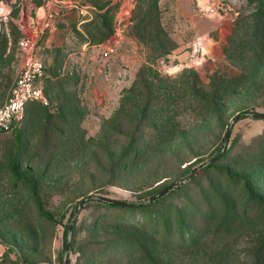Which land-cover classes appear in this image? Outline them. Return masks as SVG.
<instances>
[{"label":"rangeland","instance_id":"374dc122","mask_svg":"<svg viewBox=\"0 0 264 264\" xmlns=\"http://www.w3.org/2000/svg\"><path fill=\"white\" fill-rule=\"evenodd\" d=\"M72 1L77 6H60L58 26L39 40L49 103L31 101L21 126L0 131V264H64V225L90 193L141 206L87 201L76 215L68 264H152L126 239L153 242L170 230L176 241L189 230L207 231L209 243L226 239V254L240 259L231 264H243L251 242L264 237V117L250 113L264 112V0H210L198 13H216L219 21L202 36L179 0H157L163 53L153 33L140 35L136 26L144 0H97L104 8ZM46 2L0 0V30L10 40L0 55V103L22 63L21 16ZM82 5L89 11L81 23ZM229 127L225 152L200 172ZM30 177L57 220L40 212ZM234 203L238 221L229 233L218 230ZM156 244L160 264H196L176 245ZM104 246L106 253L93 252Z\"/></svg>","mask_w":264,"mask_h":264},{"label":"trees","instance_id":"16d2710c","mask_svg":"<svg viewBox=\"0 0 264 264\" xmlns=\"http://www.w3.org/2000/svg\"><path fill=\"white\" fill-rule=\"evenodd\" d=\"M86 1H87L88 4L94 5L97 8H104L107 5V2H105V3H103L101 5V7H99L98 6L99 3H98L97 0H86ZM144 1L147 3V6L143 10H141V12L137 15V19L138 20H137V23H136L137 25L136 26H137L138 29L141 30V32L139 34L140 35L143 34V35L146 36V34L149 35V33H150L152 35V33H153V42H157V44L155 45L157 50L161 49L162 53L164 51L167 52L168 49H166L164 47L165 46L164 45V41H163L164 37L162 36L163 30L158 26L159 18H158L157 0H144ZM107 9H109V8H107ZM103 19H104V23L106 24V22H108L109 17L106 16V15H103ZM110 31L111 30H109L108 32H110ZM45 32L46 31H44L43 33H45ZM11 33L14 34L13 31H11ZM9 41L10 40H9L8 33L5 32V31L3 32V31L0 30V55H3V53L6 51L7 44H8ZM163 48H165V49H163ZM52 82H54V81H52ZM59 82L63 83L62 81H57L56 83L58 84ZM49 88H50V86H49ZM62 88L63 87H61V89ZM31 101H39V100H30L27 103L26 108H27L28 104ZM25 112H26V110H25ZM247 112L248 111H246V112L243 111L239 115V117L245 116V113H247ZM23 122H24V120H23ZM230 132H231V130H230ZM222 147H223V145L219 149L220 152L222 150ZM226 148H227V146H226ZM225 150H224V152H225ZM17 155H15V157ZM15 157H14V159H15ZM219 158H220V156L214 161L206 162L201 167L200 172L201 171L204 172L208 168L212 167L214 162L217 161ZM12 166H13L14 171L17 174H19L20 172L18 171L17 165L14 164V161L12 162ZM193 172H194V170H190L189 171V176L190 177L192 175H195ZM235 177L237 179L238 176H235ZM240 178H241V180H239V178H238L235 181L234 184L238 185L243 180L246 179L244 175H243V177L241 176ZM30 181H31V184H32V186L34 188L33 192H34V196H35V199L37 201V204H38L40 212L48 219L57 220L56 214L53 211L49 210L48 208H46L44 206L42 198H41L40 194L37 191L35 178L34 177H30ZM228 183L230 184L231 181H228ZM172 187H170L169 189H171ZM169 189L166 190L164 193L160 194L159 196H157L156 198H154L153 200H149L150 197L153 196L157 192L156 191L154 194H152L148 198V201L145 203V207L154 204L161 197H163L165 195V193L169 191ZM249 192H251L252 196L254 195L252 189H249ZM100 195H102V194H100ZM89 200H98L99 202L104 203L106 205L115 206V207H121V208H125V209H134V208L136 209L139 206H141V204H136V203H133V202H130V201H126V200H123V201H125L127 203H117V202H114V201H109V200H104V199H97V198H89L88 200H86L84 202V204L87 201H89ZM261 201H262V204L264 205V200L261 199ZM83 205H82V207H83ZM74 209H72V211H71L70 220L68 222H66L65 225H64L65 249H66L67 240L69 238V223H70V221H71V219L73 217ZM261 210L263 211V215H264V209H261ZM79 211H78V213H79ZM239 213H240V211L238 210L237 204L234 203L232 205L231 204L227 205L226 210H225V212H224V214L222 216V219L217 225L218 230H220V229L222 230L223 229V230H226L228 233L231 232L232 226H234L236 221H238V216L240 215ZM115 220L118 221V222L124 221L122 219H115ZM98 221L99 220H96L94 222V224L97 223V225H98ZM125 222H128V221H125ZM75 228H76V221L74 223L72 234L74 233ZM166 230H168V229H166ZM189 231L190 232H189L188 236L187 237H183L180 241H176L175 240L173 232H171V230H170V231H167V234L163 235L161 238H158V237L156 239L153 238V242L150 239L142 238L141 240L140 239L139 240H135L132 237L130 240L126 239V243L128 242V245L132 244V246H136L135 255H138V257H142V259H146V258L150 259L152 264H160V262L158 261L159 260L158 259V249L156 247L157 246L156 243L159 242V241H162L163 243H166V244H168V243H171L172 245L174 244V245H176V247L185 250L184 251L185 253H189V259L192 262L196 263V264H199L200 262H202L204 264H208V261H209V264H222V263L223 264H231L232 260L239 262V260H240L239 257H238V259H236L235 257H232L231 254H226L225 251H227V249H229L232 246V244H229L226 239H220V238H218L216 240L213 239L214 242L209 243L207 241L208 240L207 239V237H208V232L207 231H204L203 233H197V231H194V230H189ZM133 240H135V241H133ZM105 246L108 247V245H105ZM105 246L102 248V251H99V249L101 247L100 248L97 247V249L93 250V252L95 254H97L99 252L100 253L101 252L102 253L103 252L106 253L107 249H105L106 248ZM249 247H250V251L248 253L249 254L248 255V259H245L243 261V264H264V237L256 238L254 241L251 242ZM169 264H175V261L174 260L169 261Z\"/></svg>","mask_w":264,"mask_h":264},{"label":"built area","instance_id":"2783aa9c","mask_svg":"<svg viewBox=\"0 0 264 264\" xmlns=\"http://www.w3.org/2000/svg\"><path fill=\"white\" fill-rule=\"evenodd\" d=\"M68 6H77L72 0H67ZM25 34L19 40L22 63L9 96L0 103V131H12L21 126L25 118L26 105L30 100L49 103L41 80L45 75V63L39 54V40L46 30L45 25L38 22L36 17L21 23ZM111 45L101 50V56L106 57Z\"/></svg>","mask_w":264,"mask_h":264},{"label":"crops","instance_id":"0c3cea01","mask_svg":"<svg viewBox=\"0 0 264 264\" xmlns=\"http://www.w3.org/2000/svg\"><path fill=\"white\" fill-rule=\"evenodd\" d=\"M66 1L67 0H47L46 4L40 3L36 6L34 13L28 12L26 15H22L21 16L22 20L23 18H25V20L27 21L31 17H36L39 23L45 25L46 32L48 30L52 31L54 30V28L58 26L57 25V14L60 10V6L68 7ZM193 1L198 7V10H196V12H195L194 5L192 4V1L179 0L181 4V8L183 7L184 12L193 19V22L196 28L198 29V34L202 36V35H205L213 27H215L218 24L219 20H218L216 13L209 12L206 17H201L200 14L198 13V12L203 11L204 9H207L210 6L209 4L210 0H193ZM85 7L86 5H82V7L80 8V12L83 13L82 17L79 20V22L81 23L85 22L88 19V17L85 15H86V12L89 11V9ZM62 14H64V12H62ZM206 25H209L208 29Z\"/></svg>","mask_w":264,"mask_h":264},{"label":"water","instance_id":"95a60500","mask_svg":"<svg viewBox=\"0 0 264 264\" xmlns=\"http://www.w3.org/2000/svg\"><path fill=\"white\" fill-rule=\"evenodd\" d=\"M252 115L254 116H260V117H264V112H259V111H251L250 112ZM238 118V115H236L234 117V121ZM233 123V122H232ZM230 130H231V127H229L225 133V137H224V143H223V147H222V150L219 154L215 155L214 157H212L210 159V161H214L216 160L221 153L224 152V150L226 149V146H227V143H228V139H229V135H230ZM182 177H178L176 179H174L173 181H171L170 183H168L167 185H165L163 188H161L159 191H157L153 196L150 197L149 200H153L154 198H156L157 196H159L160 194L164 193L166 190H168L170 187H172L174 184H176ZM89 198H97V199H104V200H109V201H114V202H117V203H127L121 199H117V198H114V197H109V196H106V195H100V194H95V193H90L88 195H85L84 197H82L75 209H74V213H73V217L69 223V238L67 240V243H66V256H65V259H64V264H68L69 262V251H70V244H71V241H70V238H71V235H72V232H73V227H74V223H75V220H76V214L78 213V211L80 210V208L82 207V205L84 204V202L86 200H88Z\"/></svg>","mask_w":264,"mask_h":264}]
</instances>
